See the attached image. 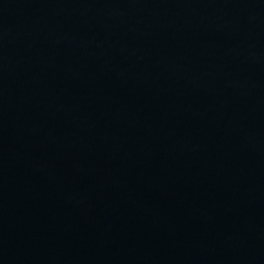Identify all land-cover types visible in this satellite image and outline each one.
I'll return each instance as SVG.
<instances>
[{
    "label": "water",
    "instance_id": "1",
    "mask_svg": "<svg viewBox=\"0 0 264 264\" xmlns=\"http://www.w3.org/2000/svg\"><path fill=\"white\" fill-rule=\"evenodd\" d=\"M0 264H264V0H0Z\"/></svg>",
    "mask_w": 264,
    "mask_h": 264
}]
</instances>
